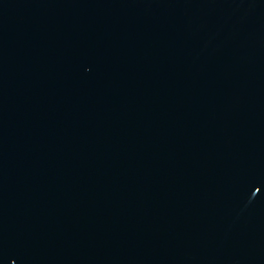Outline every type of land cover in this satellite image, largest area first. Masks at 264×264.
Masks as SVG:
<instances>
[{
	"label": "water",
	"instance_id": "obj_1",
	"mask_svg": "<svg viewBox=\"0 0 264 264\" xmlns=\"http://www.w3.org/2000/svg\"><path fill=\"white\" fill-rule=\"evenodd\" d=\"M0 264H264V0H0Z\"/></svg>",
	"mask_w": 264,
	"mask_h": 264
}]
</instances>
